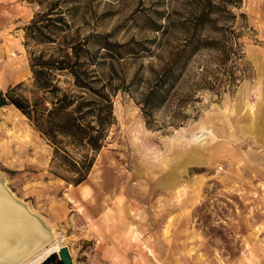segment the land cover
Instances as JSON below:
<instances>
[{"label": "rangeland", "instance_id": "1", "mask_svg": "<svg viewBox=\"0 0 264 264\" xmlns=\"http://www.w3.org/2000/svg\"><path fill=\"white\" fill-rule=\"evenodd\" d=\"M183 2L81 0L72 31L111 34L118 44L145 41L162 13L189 10ZM39 8L0 0V92L29 83L23 28ZM236 13L244 14L236 25L248 76L231 91L193 93L177 126L173 96L152 113V126L140 110L149 64L159 60L119 59L115 124L78 185L50 173L46 140L12 105L0 106V180L60 237L71 264H264V0H241Z\"/></svg>", "mask_w": 264, "mask_h": 264}, {"label": "trees", "instance_id": "2", "mask_svg": "<svg viewBox=\"0 0 264 264\" xmlns=\"http://www.w3.org/2000/svg\"><path fill=\"white\" fill-rule=\"evenodd\" d=\"M32 1L40 8L23 28L29 83L21 81L0 92V106L12 105L46 140L51 147L49 171L66 183L78 185L87 178L115 124L113 96L124 83L115 65L124 55L159 60L157 67L149 64L152 81L139 102L149 126L152 113L170 97L177 99L178 118L172 122L177 126L187 118L180 108L194 100L193 93L231 91L248 76L242 29L236 25L238 16L244 18L236 13L241 0H184L189 10L162 13L161 22L151 26L153 38L125 44L112 41L111 34L80 37L72 31L81 0ZM30 42L34 48H28ZM192 64L195 68L188 73ZM140 79L135 74L131 84ZM181 82L185 93L180 98L175 90ZM38 264L63 263L52 253Z\"/></svg>", "mask_w": 264, "mask_h": 264}, {"label": "bare ground", "instance_id": "3", "mask_svg": "<svg viewBox=\"0 0 264 264\" xmlns=\"http://www.w3.org/2000/svg\"><path fill=\"white\" fill-rule=\"evenodd\" d=\"M5 192L13 200L6 198ZM15 202L18 204L16 205ZM35 217V216H34ZM33 214L4 187L0 180V254L20 261L18 264H38L47 256L49 249L56 253L60 237L47 231Z\"/></svg>", "mask_w": 264, "mask_h": 264}, {"label": "water", "instance_id": "4", "mask_svg": "<svg viewBox=\"0 0 264 264\" xmlns=\"http://www.w3.org/2000/svg\"><path fill=\"white\" fill-rule=\"evenodd\" d=\"M3 195L8 198L11 202L13 201L9 195L5 192H2ZM16 205H18L16 202H15ZM34 217V216H33ZM35 218V217H34ZM37 219V218H35ZM39 222V220H37ZM40 223V222H39ZM40 225L45 228L41 223ZM58 258L62 261L63 264H71L72 263V260H71V257H70V253H69V250L67 249L66 246H62L60 249H59V252L56 253ZM18 260L21 259V257L17 258ZM17 259H14L12 258L11 256H2L0 254V264H18L20 261H18Z\"/></svg>", "mask_w": 264, "mask_h": 264}]
</instances>
